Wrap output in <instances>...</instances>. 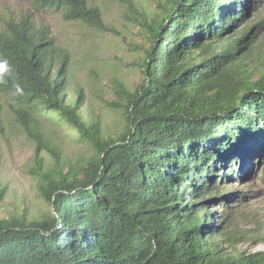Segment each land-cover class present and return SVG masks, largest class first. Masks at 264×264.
Masks as SVG:
<instances>
[{
    "label": "trees",
    "instance_id": "16d2710c",
    "mask_svg": "<svg viewBox=\"0 0 264 264\" xmlns=\"http://www.w3.org/2000/svg\"><path fill=\"white\" fill-rule=\"evenodd\" d=\"M34 3L106 30L88 0ZM262 3L165 0L163 17H132L149 47L142 83L134 91L118 84L122 103H108L127 121L118 138L85 119L81 90L69 103L70 56L57 55L49 28L27 21L14 28L0 85L21 104L17 121L35 145L39 190L54 213L0 219V264H264V252L219 249L230 214L213 221L208 206L231 210L245 198L230 181L242 179L241 162L264 147V70L247 66L258 26L244 27ZM44 117L74 130L91 157L67 171Z\"/></svg>",
    "mask_w": 264,
    "mask_h": 264
},
{
    "label": "rangeland",
    "instance_id": "374dc122",
    "mask_svg": "<svg viewBox=\"0 0 264 264\" xmlns=\"http://www.w3.org/2000/svg\"><path fill=\"white\" fill-rule=\"evenodd\" d=\"M35 0H0V56L8 50L6 41L14 28L27 21L49 28L58 48L57 55H69L66 84L69 103L78 91L84 93L83 116L88 122H100L106 138H118L127 127L124 111L111 108L108 103H122L116 86L122 84L134 91L142 83L144 48L149 47L144 31L131 18L146 13L163 17L165 0H88L89 6L98 8L106 30L89 28L79 22L64 19L56 10L37 11ZM244 27L258 26L253 34L256 42L248 57L247 66L256 75L264 70V3L250 11ZM0 85V219L26 216L28 221L45 220L54 209L45 201L40 180L35 173V145L17 121L15 111L21 104L13 94L4 93ZM43 124L61 154V165L68 171L90 158L92 150L79 140L78 134L51 117ZM258 155L241 162L240 173L230 181L229 190L245 194L222 209L209 204L214 212L213 221L225 222L223 235L216 237L219 249L248 254L264 252V147ZM47 165L53 157L43 152ZM240 178V179H237Z\"/></svg>",
    "mask_w": 264,
    "mask_h": 264
},
{
    "label": "clouds",
    "instance_id": "9594fccd",
    "mask_svg": "<svg viewBox=\"0 0 264 264\" xmlns=\"http://www.w3.org/2000/svg\"><path fill=\"white\" fill-rule=\"evenodd\" d=\"M8 71V61L6 59H0V74L5 73ZM3 77L0 76V80H2ZM17 91L22 92V89L17 86Z\"/></svg>",
    "mask_w": 264,
    "mask_h": 264
}]
</instances>
